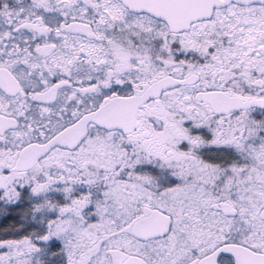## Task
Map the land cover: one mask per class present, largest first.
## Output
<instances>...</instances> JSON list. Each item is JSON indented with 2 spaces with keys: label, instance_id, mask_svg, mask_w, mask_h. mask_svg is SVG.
Returning a JSON list of instances; mask_svg holds the SVG:
<instances>
[{
  "label": "snow or ice",
  "instance_id": "6c2138e0",
  "mask_svg": "<svg viewBox=\"0 0 264 264\" xmlns=\"http://www.w3.org/2000/svg\"><path fill=\"white\" fill-rule=\"evenodd\" d=\"M0 264H264V0H0Z\"/></svg>",
  "mask_w": 264,
  "mask_h": 264
}]
</instances>
